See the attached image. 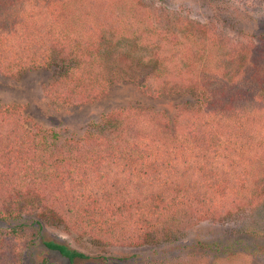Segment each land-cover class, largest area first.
I'll return each instance as SVG.
<instances>
[{
  "label": "trees",
  "instance_id": "1",
  "mask_svg": "<svg viewBox=\"0 0 264 264\" xmlns=\"http://www.w3.org/2000/svg\"><path fill=\"white\" fill-rule=\"evenodd\" d=\"M151 14L141 0H0V74L54 67L45 94L55 103H91L124 81L161 102L170 77L193 79L190 102L119 106L97 130L61 142L27 127L20 105L0 107V222L9 224L0 227V264H22L42 222L140 248L169 241L189 221L223 222L263 205L264 39L226 51L211 23L179 16L159 25L163 18ZM152 40L176 46L186 68L203 67L170 72ZM141 45L145 67L116 65L124 49ZM25 214L38 220L19 222ZM42 244L70 264L89 259L53 240Z\"/></svg>",
  "mask_w": 264,
  "mask_h": 264
},
{
  "label": "rangeland",
  "instance_id": "2",
  "mask_svg": "<svg viewBox=\"0 0 264 264\" xmlns=\"http://www.w3.org/2000/svg\"><path fill=\"white\" fill-rule=\"evenodd\" d=\"M141 1L150 8L153 20L156 17L163 18H159V25L162 22L168 24L167 21L172 23L179 16L203 25L211 23V31L220 36L226 51L232 49L235 41L246 43L264 39V0ZM157 41L152 40L151 44L153 46L155 43L154 49H162L168 55L170 61L162 67L166 65L165 68L170 72L193 67L200 71L203 67V63L196 61L192 67L186 68L177 55L176 46L164 50ZM141 46L124 49L127 58L116 61V65L128 67L132 71L135 67H145L148 52L145 45ZM130 74L133 76L134 72ZM56 75L57 69L54 67L28 70L17 76L0 74V107L20 105L27 127L39 125L53 131L58 134L59 142L78 139L88 130H97L106 114L119 106L140 105L165 109L172 105L175 107L176 103L182 101H191L186 91L192 87V77L191 80L187 77L188 81L184 77H170V80H166L169 83L166 88L168 92L161 102L144 96L139 88L124 81V84L115 86L111 93L91 103L67 106L53 102L45 94ZM200 79L203 78L198 75L196 82H200ZM30 211L37 212L35 209ZM37 220L35 214H25L19 222L33 223ZM42 224L41 239L23 253L22 264H37L44 258L52 264H70L58 253L46 249L42 244L46 240L65 244L89 257L87 260H76L73 264H264V203L257 209H248L223 222L189 221L178 233H173L169 241L140 248L98 243L53 220ZM7 225L0 222V227Z\"/></svg>",
  "mask_w": 264,
  "mask_h": 264
}]
</instances>
